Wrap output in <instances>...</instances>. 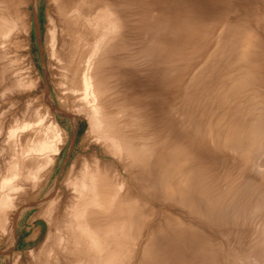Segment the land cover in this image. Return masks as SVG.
I'll return each instance as SVG.
<instances>
[{
	"label": "rangeland",
	"instance_id": "1",
	"mask_svg": "<svg viewBox=\"0 0 264 264\" xmlns=\"http://www.w3.org/2000/svg\"><path fill=\"white\" fill-rule=\"evenodd\" d=\"M88 1L96 9L117 8L122 23L118 46L103 65L105 82L110 84V99L105 102L107 110L119 114L117 129L133 143L137 162L129 155L127 159L125 154L115 155L103 128H91L83 114L70 113L60 102L57 125L67 143L57 162L45 159L40 167L42 158L21 161L24 134L11 136L10 129L34 120L47 106L42 99L37 104L30 101L40 98L42 89L30 97L19 88L21 65L8 48L9 57L0 58V264H98L89 263L87 254L84 263H68L66 250L71 246V184L83 158L95 153L128 181L132 198L128 200H133L113 264H264V0ZM51 7L49 0L39 1L40 35L34 26L31 57L43 79L51 76L56 82L58 63L53 55L59 54L62 39L54 49L46 40L48 16L54 15ZM244 44L246 65L233 60L231 67L224 62L239 46L246 48ZM225 69L234 78L247 74L248 84L238 93L230 92ZM76 120L79 127L71 146ZM35 134L25 132V138ZM173 183L177 189L172 191ZM54 196L59 199L48 207Z\"/></svg>",
	"mask_w": 264,
	"mask_h": 264
},
{
	"label": "bare ground",
	"instance_id": "2",
	"mask_svg": "<svg viewBox=\"0 0 264 264\" xmlns=\"http://www.w3.org/2000/svg\"><path fill=\"white\" fill-rule=\"evenodd\" d=\"M39 1L40 0H9V1L0 0V58H2L4 60L6 55L9 54V52H6V51L7 50L9 51V49H11V51L13 52V55H11L12 53L10 55L14 56L15 59H17L18 63L21 66H22L21 63L26 64V67L20 66V69H19V71H20L19 75H20V78H22V79H20L18 73L15 72L16 73L15 77L18 76V78L22 81V85H19V88H21V86H22L23 93H28L30 97L34 92H37L39 89H42L40 98L37 95V96L31 97L30 101L34 100V103H36L37 102L36 100L42 99L45 101L46 106H47L45 113L38 111L39 116L35 117L34 120H31L28 123H26V124L24 123L22 125H18L19 123H17L16 125H14L10 129L9 135H11V136H14V135L17 136V134H19V135L24 134L23 135L24 136L23 137L24 142H22V140L20 139L21 140L20 141V147L21 148H20L19 154H20L21 161H22V159L27 160L29 158H34V159L42 158V160L39 162L40 167L44 166L46 164L45 159H46V162H48L49 164H53L54 161L57 162L61 152L65 148V144L67 143L66 139L62 138V134H60V131H59L60 126L58 127V125H57L58 120H57L56 116H57V114H60V112H61L60 109L58 108L57 102H60L61 104L68 105V109H69L70 113L72 112V114H74V115L76 114V116H77V114H83L82 118L87 119L89 121L91 128L92 127L93 128H95V127L96 128L97 127L103 128L104 132H105L104 134L106 135L105 139L108 140V142L111 144L112 148H115V152H116L115 155L123 156L125 154V158H126V155H129L128 157H130V158L132 157L136 161L135 158L138 157L139 155L138 156L135 155L137 151L134 150L133 145H131L133 143H130L129 141H127L128 139L123 138L121 133L117 129L118 126H117V123L115 120V116L119 117L118 116L119 114L118 115L116 113L113 114V112L107 110V106H106L107 103L105 102L106 99L107 100L110 99L109 98L110 93H109V88H108V86H110V84H108V86H107V84L105 82L106 80L104 79L105 73L103 71V65H105L104 64L105 60L107 61V59H108V57H106L107 54L108 55L111 54V52L115 51V49L117 48L116 45H117L118 39L120 37L121 30L123 28L120 17L116 13L117 8L116 9L110 8L111 6L109 5V7H103L100 9H96L95 7L97 5L95 3H93V4L89 3L88 0H82L80 2H75V3H74V0H71V1H69V0L68 1H65V0H49L50 6H52L51 8L54 9V15H53V17H51L50 15L48 16V18H49L48 22L49 23L47 26L46 40H48L49 43H51V47H53V49H54L56 44H57L56 43L57 39H62L61 48H60L61 52L59 51V54H58V52L56 51L57 55L52 54V52H54V51L49 52L53 56H56L57 63H58L57 67H58V76L59 77L55 76L58 79L56 82H54L50 78L51 76L49 77L46 74L45 75L47 76V79L46 80L43 79V77L40 74L39 69L37 68L35 62L32 61V57H31V44H32L31 38H32L34 26H35L37 33L40 35V25H39V18H38ZM95 1L96 0H94V2ZM31 6L34 7V9H33L34 11L31 10ZM234 29H236V28L234 27ZM233 32H234V30H233ZM58 36H59V38H58ZM236 40H237V38H236ZM240 40H242V39H240ZM252 41H254V40H252ZM238 44L241 45L240 43H238ZM231 45H233V44H231ZM245 45L246 44H244L243 46H245ZM233 47H235V46H233ZM247 48H248V46L246 48L239 46V49H236V50L234 49L235 51H233L232 54L230 52L232 57H230L228 55V57H230V58H228L226 56L227 60L224 59V62L229 61L228 63L230 64L231 61L234 60L239 65L240 64L243 65V63L245 64L246 60H247V58H246ZM223 49H225V48H223ZM222 51H224V50H222ZM227 54H229V53H227ZM223 55H224V53H223ZM223 55L221 57H223ZM7 56L9 57V55H7ZM221 57H218V58H221ZM247 57H248V54H247ZM53 59H55V57ZM7 60H8V58H7ZM5 61H6V59H5ZM218 62H219V60H218ZM54 63H55V60H54ZM228 63H226V64H228ZM221 64H223V63H221ZM226 64H225V66L227 67L229 64L228 65H226ZM231 64H233V63H231ZM231 64H230V66L233 67V65H231ZM12 65H13V63H12ZM52 65H54V64H52ZM52 65H50V66H52ZM206 65L208 66V64H206ZM54 68L55 67H53V69ZM25 69L27 71L26 74H24ZM228 69L229 68L227 67V70ZM14 70L12 68L11 71H14ZM228 72L229 71H227L226 74H228ZM233 73L236 74V72H233ZM243 74H245V73H243ZM245 76L244 75H243V77L242 76L241 77L236 76V78H238V79H236V78L232 77V74L230 75V73H229L228 74L229 80L227 79L228 82L226 84L228 86L227 89L230 92L231 91L235 92V91H237V89L239 90V88L241 90L243 88V86L248 84L247 83L248 78H247V76L246 77ZM107 77L108 76H106L105 78H107ZM226 85L224 87H226ZM112 91L113 90L111 89L110 92H112ZM238 92H235V93H238ZM214 94H215V91H214ZM190 95H191V93H190ZM238 95H240V94H238ZM241 97H242V95H241ZM112 98H114V96ZM224 98H225V95H224ZM30 103H32V102H30ZM208 106H210V104ZM42 108H40V109H42ZM118 113H119V111H118ZM212 113H214V112H212ZM70 118H72V117H70ZM227 118H228V116H227ZM216 120H217V118H216ZM226 121H224V123ZM240 122H242V119ZM220 123H222V122H220ZM78 127H79V123H78V120H76L75 126H74V128H75L74 138L71 142L72 143L71 146L73 145L75 137L77 135ZM246 127H247V125H246ZM223 128H225V127H223ZM235 130H237V129H235ZM28 131L29 132L32 131L33 133H36L33 138L31 137L32 139L31 138L29 139L28 137L25 138V136H26L25 132H28ZM207 131H209V130H207ZM225 131L227 132L226 129H225ZM236 133H238V132H236ZM223 137H224V135H223ZM237 138H239V137H236L235 139H237ZM213 139H214V137H213ZM222 139L225 140V138H222ZM240 139H238V140L241 141ZM218 143L220 144L219 141H218ZM236 143H237V141H236ZM239 145H241V144H239ZM166 151H167V149H166ZM137 154H139V153H137ZM161 154H163V153H161ZM114 159L117 160V162L119 164L120 160H118L117 156H115ZM122 159H124V158L122 157ZM171 163H173V162H171ZM171 163H169V164H171ZM175 163H176V161H175ZM177 163H176V165H177ZM179 164H180V162H179ZM182 165H181V167H182ZM106 166H107V164H106ZM106 166H105V163H103V161L98 157V154H96V153L91 158H88V157L83 158L81 170L79 169L80 173L78 174V178L75 179L73 184H71L72 192L70 193L69 199H68V200H70V202H72L68 207V212H69V220H68L69 234L68 235L70 237L69 242H70L71 246L69 245L66 248L67 252L68 251L70 252L69 257H68V261H67L68 263H84L82 259H83V256H85V254L90 256V262L89 263H98V264H113V263H115V261L119 257L118 250L120 248V245H119L120 244L119 240H120V236H121L120 232H121L122 228H124L125 226L127 227L129 225L128 224L129 220L127 218L126 213L130 211L129 203H131L133 200L132 201L128 200L129 196L131 195L129 189L127 188L128 181L126 179H124L119 174V172L117 170L114 171V169L112 170V168H108ZM122 166H123V163H122ZM161 167H163V166H161ZM183 169H181V170L183 171ZM124 171L126 172V175H128L129 174L128 171H130V170L128 168V171H126V168L124 167ZM166 171H167V169H166ZM167 172H166V174H167ZM172 172L174 173V171H170V173H172ZM189 172H191V171L189 170ZM148 173L149 172H147V174ZM178 173H179V171H178ZM183 173H185V172H183ZM190 175H192V174H190ZM156 176H158V175H156ZM156 176H154V177H156ZM161 177H163V176H161ZM169 180H171V178ZM183 180H186V182H187V179L183 178ZM171 181H173V180H171ZM179 181L177 182V184L175 181H174V183L176 185H178ZM159 183H160V181H159ZM173 184H172V186H173ZM175 184H174V186L176 187ZM180 185H183V183L180 182ZM168 186H167V188H168ZM172 186H171L172 191H173V189H175V190L177 189V187L173 188ZM183 186H185V184ZM191 186L190 187L187 186V187L191 188ZM157 188H156V190H157ZM183 188H181V189H183ZM165 189L166 188H164L163 191ZM185 189H186V187L184 188V190ZM175 190H174V192H176ZM144 191H145V189H144ZM174 192H173V194H174ZM190 192H189V194L192 195L193 192L192 193H190ZM193 195H195V194H193ZM199 196L200 195H198L197 197H199ZM172 197H174V198L177 197L174 201H176L178 199V196H172ZM183 197H185V195ZM47 198H48V196H47ZM58 199H59V197L57 198V196H54L50 200L48 207H51V205H53L55 202H57L56 200H58ZM129 199H132V198L130 197ZM179 199L181 200V196L179 197ZM188 199H189V197L187 198V201H188ZM171 200H170V202H171ZM182 200H183V198H182ZM196 200H198V199H195V202H196ZM190 202H192V201H190ZM204 203H206V202H204ZM204 203H202V204H204ZM188 204H190V203L188 202ZM138 206H139V204H138ZM196 206H197V204H196ZM198 207H199V204L197 206V210H198ZM204 207H206V206H204ZM199 210H201V208ZM50 218H52V216ZM177 219H178V217H177ZM95 220H98V223H96ZM122 230L124 231V229H122ZM167 235H168V233H167ZM203 239H204V237H203ZM66 240H67V238H66ZM176 243H177V241H176ZM175 245H173V246H175Z\"/></svg>",
	"mask_w": 264,
	"mask_h": 264
}]
</instances>
